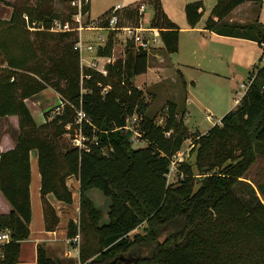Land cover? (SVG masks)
Returning <instances> with one entry per match:
<instances>
[{"label": "trees", "instance_id": "trees-1", "mask_svg": "<svg viewBox=\"0 0 264 264\" xmlns=\"http://www.w3.org/2000/svg\"><path fill=\"white\" fill-rule=\"evenodd\" d=\"M146 1L153 6L150 24L160 28V48L176 51L180 26L167 16L161 0ZM243 1L214 0L204 27L261 43L264 22L223 20ZM251 1L258 13L262 0ZM0 2L11 6L9 16L0 17V119L18 118L14 146L0 150V192L10 204L8 212L0 213V230L11 231L10 240L0 244V264H18L20 240L30 232L31 149L37 151L46 229L59 220L46 194L71 203L66 178L79 180V218L67 221L66 235L80 236L75 244L80 264H264V198L256 188L263 195L264 189L243 179L256 151L264 149V64L249 73L246 90L219 123L205 132L190 131L185 105L166 100L156 120L160 112L149 110L142 88L132 82L146 71V50L130 43L122 61L108 64L102 74L81 66L74 32L46 29L55 17L69 18L72 6L63 13L51 0H36L32 8ZM140 3L122 6L123 21H138ZM24 13L45 28L31 30ZM184 13L188 26H195L202 0L187 1ZM112 44L110 38L98 52L109 54ZM47 86L60 94L56 108H61L51 117V108L44 110V121L38 123L25 98ZM80 108L85 115L79 119ZM131 131L145 144L134 146ZM65 133L79 135L81 144L65 140ZM191 136L194 161H177V177L170 182L171 158ZM238 183L245 185L247 197L237 193ZM90 187L110 197L107 222H101ZM143 222L145 232L131 235ZM35 264H59V259L38 244Z\"/></svg>", "mask_w": 264, "mask_h": 264}, {"label": "rangeland", "instance_id": "rangeland-1", "mask_svg": "<svg viewBox=\"0 0 264 264\" xmlns=\"http://www.w3.org/2000/svg\"><path fill=\"white\" fill-rule=\"evenodd\" d=\"M11 2H14L15 4H22L26 5L29 8L34 7V4L36 3V0H10ZM69 1L70 0H51V3L55 10L61 11L63 13H66L69 9ZM127 1H133V2H144L146 4L145 11L143 13L144 21L150 22V19L153 14V6L151 3L147 2L146 0H90V14L92 17H96L98 14H100L103 10H105L107 7L119 2L121 4H126ZM189 0H161L162 8L167 13L169 12L170 15L173 17V19L176 22H182L185 20V13H184V4ZM203 2V13L200 18V22H205L206 17L208 16L210 9L212 5L214 4V0H202ZM264 9V0H262V6L261 9ZM11 11V6L5 5L0 2V17H8L9 13ZM32 30V29H31ZM99 30L91 29V30H83V36H87L90 34L91 36H95ZM102 33H105L106 30H101ZM197 34V33H196ZM192 40H188L187 37L182 35L181 38V52H184L185 50H188L192 45ZM84 56V61H81L82 64H87L88 60L93 55V52L83 50L81 53ZM112 60L108 64L115 65L118 62H121L122 59L125 57L123 51L121 50V43H119L117 40H115L113 50L111 52ZM174 53L172 52H165L162 50V48H154L148 52V66L146 68V71L135 75L132 78V82L136 84L138 87L142 88L145 99L149 102V110L154 112L158 111L160 112L159 115H157L156 120L159 118L161 112H163L161 109V106L164 104L166 100H174L177 102L179 106L182 104L185 105L184 99L186 96V90L183 86L182 78L180 74L178 73V69H182V73L184 77L187 79V83L189 85V82L191 83V79H197V85L190 86L191 89V101L187 105V109L189 115L186 116V122L190 128L198 127L203 128L204 126L210 124L209 120L206 119V112L201 108L203 104H205L207 107L211 108L212 111V118L217 119L220 117V113L223 111V109L226 107V97L228 96L231 98V96H238L240 93V85L238 84L239 77L237 78V75H235V78H233L232 75H234V72H231L229 70L221 71L218 76H215L212 71H203L197 70L194 67L187 66V65H175L171 63V58ZM121 60V61H120ZM264 62V58H263ZM177 67V68H176ZM249 71H243L242 74V80H246L247 76L249 75ZM239 73V72H238ZM201 74V75H200ZM228 75H231L233 78V83H229L228 81ZM235 85L238 88V92L235 93L234 90H232ZM193 92L197 94L200 97V101L197 102L193 99L192 95ZM44 100L42 103L43 106L41 109L45 108H51L49 112V117L53 116L60 108H56V104H58V101L49 95L48 91H44L41 93V95ZM29 100V99H28ZM57 102V103H56ZM33 109L34 114L36 117H39V114L37 113L38 109L35 106H31ZM165 110V108H164ZM210 111V110H209ZM41 113V112H40ZM225 113V112H223ZM179 114V112H178ZM4 123L9 122H1V125ZM10 124V123H9ZM9 132L10 134H14V130H12L9 126ZM132 130V129H131ZM76 134L71 133H65L63 137L68 142H75V138L80 136H76L75 138H72L71 136H74ZM131 135L133 137L132 143L134 146L137 145H144L145 141L138 139L135 136V133L131 131ZM193 137L186 138L181 146V151L179 152L181 159L187 158L190 161H194L195 153L190 152L191 144H192ZM176 171L174 168H171L170 171L167 174V179L170 182H173L176 180ZM246 177H243V179L249 181L254 187L257 185H260L264 189V149L256 151V157L253 163L249 166L245 173ZM236 191L238 194L242 196H248L249 192L246 189L245 185L243 183H238L236 185ZM258 196L263 200L264 195L261 194L258 189L256 188ZM88 195L92 198L95 205L99 207L102 211V217L101 222H107L108 221V207L110 203V197L106 194H104L98 187H90L88 189ZM76 197L78 200V192H76ZM74 209L73 205L70 207ZM79 213L76 214V220L78 221ZM62 222L65 223V217L62 218ZM146 222L141 223L138 227H136L134 230L130 232L132 235L134 232H145L146 230ZM64 226H60L58 229L61 231L64 229ZM67 247L70 249L71 254L75 257L77 255V249L75 248V244L73 243L69 238L67 239ZM78 247V246H77ZM48 253L50 255L52 254H59L60 249L55 250L54 247L48 248ZM33 252H34V245L33 241H23L22 242V248L20 253L21 261L18 262V264H33ZM59 252V253H58ZM59 259V264H80L79 260L76 259L73 262H68L66 259V256L57 257Z\"/></svg>", "mask_w": 264, "mask_h": 264}, {"label": "crops", "instance_id": "crops-1", "mask_svg": "<svg viewBox=\"0 0 264 264\" xmlns=\"http://www.w3.org/2000/svg\"><path fill=\"white\" fill-rule=\"evenodd\" d=\"M133 1H127L126 4L131 3ZM119 3V2H117ZM203 3V2H202ZM121 4V3H120ZM122 4V5H126ZM262 6V4H261ZM108 8V7H107ZM106 8V9H107ZM105 9V10H106ZM261 9V7H260ZM257 13V5L251 0H245L238 5H236L226 16H224V21H236V22H250L257 19L260 22H264V9L260 10ZM164 10V9H163ZM104 11V10H103ZM102 11V12H103ZM101 12V13H102ZM100 13V14H101ZM166 13V12H165ZM168 17H170L173 21V17L169 12L166 13ZM99 15V14H98ZM176 22V21H175ZM180 26V31L178 34V49L172 53H174L171 58L172 65H187L196 68L197 70L203 71H212L215 76H218L221 71L229 70L234 72L233 78L235 75L239 77L238 84L244 80H242V72L249 71L250 73L257 66L264 64V41L258 43L254 38L231 35L226 33H219L212 29H208L204 27L203 22H198L195 26H188L186 17L182 22H176ZM197 33V34H196ZM182 35L188 38V40H192V45L188 50L181 52V38ZM161 47V46H160ZM158 47V48H160ZM177 68V67H176ZM178 71L181 72L183 79L185 81V90L186 96L184 99L185 103V113H184V122L188 126L186 122V116L189 115L187 105L191 101V92L189 85L192 87L197 85V79H191V83L184 77L182 73V69L177 68ZM239 72V73H238ZM218 74V75H217ZM180 75V76H181ZM201 75V74H200ZM181 76V78H182ZM229 83H233V78L231 75H228ZM182 79V80H183ZM247 79V78H246ZM235 85L232 87L237 93L238 88ZM241 87V86H240ZM44 91H48L49 95L54 97L58 103L61 102L60 94L51 86H47L41 91L32 94L29 97L25 98V102L28 105L33 117L35 120L40 123L44 121L43 111L47 108H42L45 100L41 95ZM193 99L197 102L200 101V97L193 92ZM236 96H228L226 97V107L220 113V117L217 119L212 118L211 108L207 107L205 104L201 106V108L206 112V119L209 120L210 124L204 126L203 128L196 127L189 128L190 131L198 130L200 132H205L213 123L220 122L221 116L224 114L223 112L228 111L233 108L237 101L235 100ZM29 99V100H28ZM44 101V103H42ZM57 103V102H56ZM31 106H35L38 111L39 117L33 112ZM58 108V107H57ZM210 110V111H209ZM41 112V113H40ZM9 122L1 125V122ZM9 126L12 130H14V134H10ZM18 134V118L17 115H6L0 119V150L8 149L14 146L16 137ZM30 165H31V181H30V200H31V219L29 222V235L28 237L20 240V252L18 256V262L21 261L20 253L22 248L23 241H33L34 252H33V264L36 261V247L38 244H41L45 247L46 251L50 247H54L55 250L60 249L59 254L50 255L57 258L58 256H66L68 262H73L78 259V247L77 255L74 257L70 249L67 247V235H66V225L67 221L71 218L75 221L76 214L79 213V180L70 175L66 178V183L72 191V202L66 203L59 199H57L53 194H46L47 200L52 204L55 208L56 214L59 217L58 223L53 229H46L45 227V215L43 209V203L40 195V173L37 165V151L36 149L30 150ZM76 192H78V200L76 197ZM73 205L74 209L70 208ZM10 209V204L6 200V198L0 192V213L8 212ZM65 217V223L62 222V218ZM64 226L65 228L59 231V227ZM74 263V262H73Z\"/></svg>", "mask_w": 264, "mask_h": 264}, {"label": "built area", "instance_id": "built-area-1", "mask_svg": "<svg viewBox=\"0 0 264 264\" xmlns=\"http://www.w3.org/2000/svg\"><path fill=\"white\" fill-rule=\"evenodd\" d=\"M69 3V5L72 6L70 17L64 20L60 17H55L51 25L46 29L56 32H74L76 39L74 41L73 47L77 49L79 53L81 66H89L102 74H107V63L111 62L112 60L111 52L113 50L115 40L121 43V50L123 51L124 56L126 48L130 43L137 48L146 50L147 52L163 45L160 28L151 25L150 22L144 21L143 13L146 7V4L144 2L138 5V12L140 14V17L138 18L137 22L123 21V18L119 13V10L123 6L120 3H115L109 6L106 13L102 14V12L96 17H92L90 14V0H70ZM23 16L27 22V26L30 29L33 30L45 28L43 27V25L35 23V21L29 22L28 15L26 13H24ZM85 29H95L99 30V32L94 37L90 34L84 37L83 30ZM101 30H106V32L102 33ZM110 38L113 42L111 52L109 54L99 53V48H103L104 46H106ZM83 50L93 52L91 58L88 60V62H86L87 64L81 63V61H84L85 59L81 54ZM250 80L251 77L240 83L242 89H240L239 95L235 97V100L237 102L246 90ZM77 115L80 119L84 117L85 113L80 108L77 110ZM134 118L135 116L131 117L130 121H133ZM132 139L133 137L131 136V140ZM75 140V143L81 144L80 138L76 137ZM180 151L181 150H179L172 156L168 172L171 168H174L175 171L177 170V161L181 159V156L179 154ZM10 238L11 231L9 228L0 230V244L10 240ZM69 239L72 242L78 243L80 236L79 234H76V236Z\"/></svg>", "mask_w": 264, "mask_h": 264}]
</instances>
